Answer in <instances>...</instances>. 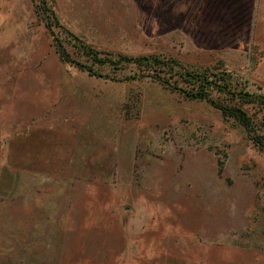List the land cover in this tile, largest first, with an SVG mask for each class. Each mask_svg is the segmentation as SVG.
<instances>
[{"label": "rangeland", "instance_id": "obj_1", "mask_svg": "<svg viewBox=\"0 0 264 264\" xmlns=\"http://www.w3.org/2000/svg\"><path fill=\"white\" fill-rule=\"evenodd\" d=\"M35 1L0 0V264H264V148L179 75L225 69L264 93V0L233 45L162 0H46L50 29ZM80 40L174 59L158 73L182 88L92 64ZM242 106L264 132V108Z\"/></svg>", "mask_w": 264, "mask_h": 264}, {"label": "trees", "instance_id": "obj_2", "mask_svg": "<svg viewBox=\"0 0 264 264\" xmlns=\"http://www.w3.org/2000/svg\"><path fill=\"white\" fill-rule=\"evenodd\" d=\"M38 9L42 13L44 25L50 29L51 19L55 22L56 14L46 4V0L35 1ZM76 38L78 36L75 35ZM80 47L79 52L88 56L91 59L92 64L110 65L111 67H118L126 64V62L135 63L136 67L140 68V72L131 73V76H153L159 80V82L166 84L167 86H180L176 80L168 81L163 75H159V71L168 70L177 63L174 59L159 57L153 53H146L140 55L132 54H118L116 58L111 55L99 54L98 51L90 47L88 44L80 40L78 42ZM55 49L61 58L66 61H72L69 59L67 52L62 46L60 41H55ZM78 66H82L88 71L89 74L98 75L99 70L94 68L92 64L88 65L81 60H75ZM180 79L183 82L190 85L188 89L182 88L185 95L189 97H204L211 105L216 108H220L224 116H229L235 120L244 130L248 131L253 138V142L264 148L262 138H264V132L260 131V126L263 123L255 121L253 114L242 106L243 102L256 103L259 110L264 108V93L256 92L247 88L245 85L237 87L231 79L230 73L225 69L208 70L207 67L182 69L179 72ZM215 93V97L211 93Z\"/></svg>", "mask_w": 264, "mask_h": 264}, {"label": "crops", "instance_id": "obj_3", "mask_svg": "<svg viewBox=\"0 0 264 264\" xmlns=\"http://www.w3.org/2000/svg\"><path fill=\"white\" fill-rule=\"evenodd\" d=\"M167 12L180 17V27L213 44L245 42L252 34L262 0H162ZM264 3V2H263ZM240 42V43H242ZM241 46V45H240Z\"/></svg>", "mask_w": 264, "mask_h": 264}]
</instances>
